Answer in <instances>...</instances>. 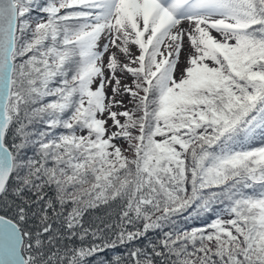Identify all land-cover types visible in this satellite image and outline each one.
I'll return each mask as SVG.
<instances>
[{"label":"snow or ice","instance_id":"snow-or-ice-1","mask_svg":"<svg viewBox=\"0 0 264 264\" xmlns=\"http://www.w3.org/2000/svg\"><path fill=\"white\" fill-rule=\"evenodd\" d=\"M0 264H264V0H0Z\"/></svg>","mask_w":264,"mask_h":264},{"label":"trees","instance_id":"trees-1","mask_svg":"<svg viewBox=\"0 0 264 264\" xmlns=\"http://www.w3.org/2000/svg\"><path fill=\"white\" fill-rule=\"evenodd\" d=\"M257 142V146H258ZM122 146L124 145V142L122 141ZM118 212V206L117 205H112L109 208H100L99 210H97V212L95 213L96 215H104L105 213H111L113 215H115ZM213 216H205L203 218H196L194 219L192 222L188 223L186 225V227L191 228V227H201L206 225L207 223L210 222L211 219H213ZM223 218H229L228 216H224Z\"/></svg>","mask_w":264,"mask_h":264},{"label":"rangeland","instance_id":"rangeland-1","mask_svg":"<svg viewBox=\"0 0 264 264\" xmlns=\"http://www.w3.org/2000/svg\"><path fill=\"white\" fill-rule=\"evenodd\" d=\"M185 27H186V25H185ZM213 35H215V33H213ZM133 51L134 52L136 51L135 48H133ZM186 55H187V41H185V50L182 51L181 56H180V66H179L180 68L184 67V62H185V59H186ZM118 75H119V73H118ZM176 75H177V78H179V76H180L179 69L177 70ZM123 82L124 83H130L131 82V78L129 77L127 80H125ZM127 100H128V97L126 96L125 97V103H126L127 107H129V108L132 107V105L127 104ZM117 110L119 111V110H122V109H117ZM121 119H123V118H121ZM117 143L118 144H122V141H117ZM224 219H228V218H224Z\"/></svg>","mask_w":264,"mask_h":264}]
</instances>
